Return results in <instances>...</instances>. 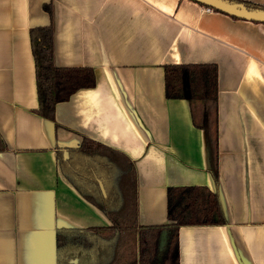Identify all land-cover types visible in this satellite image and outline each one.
Listing matches in <instances>:
<instances>
[{"label":"crops","instance_id":"obj_1","mask_svg":"<svg viewBox=\"0 0 264 264\" xmlns=\"http://www.w3.org/2000/svg\"><path fill=\"white\" fill-rule=\"evenodd\" d=\"M48 26L54 65L95 76L53 121L37 114L30 40ZM189 64L218 71L217 186L188 103L165 97L164 67ZM84 139L119 162L107 191L126 195L132 165L140 226L167 223L169 188L218 192L226 224L181 227L179 264H264V24L190 0H0V264H56L57 230L111 226L61 168Z\"/></svg>","mask_w":264,"mask_h":264},{"label":"trees","instance_id":"obj_2","mask_svg":"<svg viewBox=\"0 0 264 264\" xmlns=\"http://www.w3.org/2000/svg\"><path fill=\"white\" fill-rule=\"evenodd\" d=\"M230 1L242 3L248 8L264 9L263 6L242 0ZM45 9L49 10V6ZM30 40L38 98L37 114L53 121L57 104L68 101L79 90L95 86L94 72L91 68H60L54 65L50 26L31 29ZM164 90L166 99L185 100L188 103L193 126L205 133L209 173L217 186L216 65H167L164 67ZM65 156L59 155L63 172L80 194L105 214L111 226L57 230L56 264H179L178 231L181 227L226 224L217 191L211 192L205 187H179L167 191V223L140 226L132 198L134 170L130 163L126 164L123 175L126 177L122 185L125 186L124 195L105 188L106 183L115 189L119 185V162L109 156L105 147L84 139L79 148L68 150ZM100 185L105 193H102Z\"/></svg>","mask_w":264,"mask_h":264},{"label":"water","instance_id":"obj_3","mask_svg":"<svg viewBox=\"0 0 264 264\" xmlns=\"http://www.w3.org/2000/svg\"><path fill=\"white\" fill-rule=\"evenodd\" d=\"M211 9L241 20L264 24V9L248 8L230 0H194Z\"/></svg>","mask_w":264,"mask_h":264}]
</instances>
